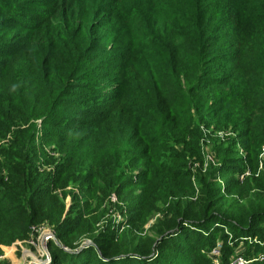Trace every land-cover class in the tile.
<instances>
[{
  "label": "trees",
  "instance_id": "obj_1",
  "mask_svg": "<svg viewBox=\"0 0 264 264\" xmlns=\"http://www.w3.org/2000/svg\"><path fill=\"white\" fill-rule=\"evenodd\" d=\"M236 100L246 156L217 143L191 200L199 124L227 127ZM263 144L264 0H0V256L45 223L48 264H217L219 241L231 264L248 239L264 255Z\"/></svg>",
  "mask_w": 264,
  "mask_h": 264
},
{
  "label": "rangeland",
  "instance_id": "obj_2",
  "mask_svg": "<svg viewBox=\"0 0 264 264\" xmlns=\"http://www.w3.org/2000/svg\"><path fill=\"white\" fill-rule=\"evenodd\" d=\"M176 41L180 47L183 45L181 37H177ZM222 65L224 68H226V70L231 68V63L230 64L225 63ZM222 73H224V71ZM227 92H228V95H232L233 93H240L241 95H243V92L241 91V88L238 84H235L233 89L227 88ZM241 108H242V103L239 100L232 102V104L228 110L229 113H228L227 121H228L229 125L225 128H222V129L218 128L217 129L214 124L208 126L204 122L199 124L200 130H201V135H200V146H201L200 152H201V155L188 157V168L192 172V180H193L194 185L196 187V192L194 193L195 195L191 197V200H195L196 195L198 194V191H199L198 186H197V176L199 174H205L209 170H212L213 168L219 167L221 164V158L217 155V151L215 148L217 143H221L225 140L228 141V139L233 140L235 138L237 141L236 147H237L238 152H239V154H237V156H243V157L246 156V153L244 152L243 148L240 145V139L238 138V131L240 128L235 123V122H239V121L244 119V117L240 116ZM36 124H37L36 144L38 145V147L47 146L46 147L47 150L51 151V149H52L51 145L46 141V139L43 138L44 137V129L42 126L41 119L36 120ZM51 154L55 155L56 158H58V159L61 157V154L59 152L52 151ZM49 168H51V167H49ZM260 171L264 172V144L262 146V153H260V155H259L258 173ZM247 174H250V170H248ZM227 176L228 175H226V173L222 174L219 172L217 175V183L220 184L221 186H223L225 183V177H227ZM240 179H243V176ZM66 190L74 191L77 194L80 193V189L77 186L69 185L68 187H66ZM58 191L61 192V190H58ZM112 200L114 202L117 201L116 195H112ZM71 203H72V197L69 194L66 197L67 208H69ZM160 215H161L160 213L154 214L150 218L151 223H148L146 225V228L148 229L151 226V224H153L154 220H156V218ZM114 216H117L118 219H120L122 217L119 213H116ZM161 217H162V215H161ZM57 242H58V240H57ZM90 242H91L90 239H84L82 241V245L89 244ZM246 242L250 243V245L249 244L247 245L244 242H240V244H238L235 247V255L236 256L235 255L234 256L235 257H238V256L243 257L244 259L248 260L247 263H249L250 260H252L251 262H253L255 260H262L260 258L261 254L260 253L257 254V249H256V245H257V243H260V241L258 239L257 240L255 239V241L254 240L251 241L248 239V240H246ZM251 242H253V245ZM53 244H56V243L53 242ZM26 245H29V247H31V245H33V244L28 242V243H22L19 245L14 244L12 246H4L3 251L5 254V257L1 258L0 261H2V259H7V260H9L10 264L17 263L18 260L21 259L20 258V252L23 249V247H28ZM258 245H260V244H258ZM260 246H262V245H260ZM221 247H222V241H219L217 247L211 252V254H212L211 257L215 258L217 264H220ZM32 248L34 249L35 247H32ZM48 249H49V245H48ZM248 249L250 251L249 255H247ZM6 252H7V254H6ZM37 256H39V254H37ZM9 257L11 260L9 259ZM233 259H235V258H233ZM24 264H31V262H29L26 259L24 261ZM43 264H48V263H43Z\"/></svg>",
  "mask_w": 264,
  "mask_h": 264
},
{
  "label": "built area",
  "instance_id": "obj_3",
  "mask_svg": "<svg viewBox=\"0 0 264 264\" xmlns=\"http://www.w3.org/2000/svg\"><path fill=\"white\" fill-rule=\"evenodd\" d=\"M55 231L53 227L49 223L40 224L38 226L33 227V233L31 237L24 241H18L16 244L22 243H31V247H23L21 250V255L23 254L24 257L32 263L39 262V263H50L52 261V257L50 251L48 249V245L51 241L57 242V238H55ZM32 247H35L34 249ZM65 250H69L67 247L62 246ZM216 251V250H215ZM39 254V256H37ZM20 255V257H21ZM261 259L264 258V255L261 254ZM258 259V258H257ZM248 260L244 259L243 257H236L231 264H246ZM252 261V260H250Z\"/></svg>",
  "mask_w": 264,
  "mask_h": 264
},
{
  "label": "water",
  "instance_id": "obj_4",
  "mask_svg": "<svg viewBox=\"0 0 264 264\" xmlns=\"http://www.w3.org/2000/svg\"><path fill=\"white\" fill-rule=\"evenodd\" d=\"M91 243V242H90ZM20 264H24V261L26 260L24 255L22 254L21 257H20ZM24 259V260H23Z\"/></svg>",
  "mask_w": 264,
  "mask_h": 264
},
{
  "label": "crops",
  "instance_id": "obj_5",
  "mask_svg": "<svg viewBox=\"0 0 264 264\" xmlns=\"http://www.w3.org/2000/svg\"><path fill=\"white\" fill-rule=\"evenodd\" d=\"M4 247V246H3ZM5 249V248H4ZM6 254H7V252H6ZM3 257H5V254H3L2 256H0V259L1 258H3ZM9 259H10V257H9ZM11 260V259H10ZM13 264H15V263H13ZM16 264H20V260H18V262L16 263Z\"/></svg>",
  "mask_w": 264,
  "mask_h": 264
},
{
  "label": "bare ground",
  "instance_id": "obj_6",
  "mask_svg": "<svg viewBox=\"0 0 264 264\" xmlns=\"http://www.w3.org/2000/svg\"><path fill=\"white\" fill-rule=\"evenodd\" d=\"M16 264V263H15Z\"/></svg>",
  "mask_w": 264,
  "mask_h": 264
}]
</instances>
